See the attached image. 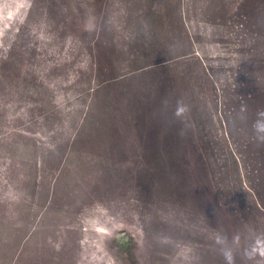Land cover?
Instances as JSON below:
<instances>
[{"label":"rangeland","instance_id":"374dc122","mask_svg":"<svg viewBox=\"0 0 264 264\" xmlns=\"http://www.w3.org/2000/svg\"><path fill=\"white\" fill-rule=\"evenodd\" d=\"M259 109L264 0H0V264H253Z\"/></svg>","mask_w":264,"mask_h":264},{"label":"clouds","instance_id":"9594fccd","mask_svg":"<svg viewBox=\"0 0 264 264\" xmlns=\"http://www.w3.org/2000/svg\"><path fill=\"white\" fill-rule=\"evenodd\" d=\"M189 107L181 100L176 102L173 116L177 120L186 119ZM252 129L257 142L264 144V109L257 110L256 119L252 124ZM214 245L216 251L223 258L224 264H236V253L241 245V235L234 234L229 241V237L223 231L214 233ZM243 258L253 264H264V232L255 234L250 243L243 249Z\"/></svg>","mask_w":264,"mask_h":264},{"label":"bare ground","instance_id":"6f19581e","mask_svg":"<svg viewBox=\"0 0 264 264\" xmlns=\"http://www.w3.org/2000/svg\"><path fill=\"white\" fill-rule=\"evenodd\" d=\"M221 33V32H220ZM236 52V51H235ZM188 61V60H187ZM223 62V61H222Z\"/></svg>","mask_w":264,"mask_h":264}]
</instances>
